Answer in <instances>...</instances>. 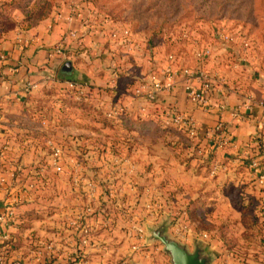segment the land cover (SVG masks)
I'll return each instance as SVG.
<instances>
[{
    "label": "rangeland",
    "instance_id": "rangeland-1",
    "mask_svg": "<svg viewBox=\"0 0 264 264\" xmlns=\"http://www.w3.org/2000/svg\"><path fill=\"white\" fill-rule=\"evenodd\" d=\"M72 1L74 0H0V10L2 9L0 32L15 25L16 28L26 30L29 25H36L43 16L51 18L64 6L67 8L68 3ZM82 2H86V10L89 12L83 15L87 16L86 20H91L89 24L94 23V27L97 26L98 32L91 35L90 44H86L85 47L90 53L88 52L81 60H87L85 63L95 65L96 69L84 73L89 81L87 84L81 82L86 85L83 95H80L79 90L69 87L68 82L60 80L42 85L43 87L34 93L35 101L32 107L35 108L34 114H44L43 119L48 121V129L44 130L46 133L37 130L41 134H34L35 136L31 137L39 143L49 139L61 144L67 158L78 160L79 178L74 177L71 170L61 175L56 173L50 165V153L46 147L43 148L44 151H31L32 158L34 155L36 160L38 158L42 160L46 168L44 176H36L35 173L40 167L38 162H33L28 164L31 166L23 173L26 181L32 180L38 185L37 198L26 205L28 209L30 208L29 212H32L31 216L36 218V222H28L34 225L33 228L41 230L32 231L36 234L33 238L39 239L41 233L42 236H47L50 242L60 238L59 235L71 239L75 235L73 222L82 213H78L79 210L86 212L90 207L92 213L87 220L92 224L93 231L91 246L87 248V257L83 264H172L163 244L149 241L152 231L159 226L166 228L169 237L180 241L173 234L175 225L172 211L166 209L171 208L172 204L169 202L168 205L165 198H173H170V188L164 182L169 184L171 182L164 179L165 181H159L160 183L141 185L135 183V177L133 180L122 178L123 173L114 167L109 158L134 155L132 152H124L125 154L120 152L119 145L123 142L128 144L126 148L129 145L133 146L131 150L136 144L140 146L143 142L148 156L156 153V150L159 151L158 148L156 150L153 148L152 143L169 147L172 140L164 133L172 132L174 129L161 121L163 105L145 102L146 108L144 106L139 108L131 102H134L136 91L149 79V75L154 72L162 74L167 67L166 58L170 54H176L190 66L196 62L195 52L207 46L206 44L213 45L220 51L225 50L224 52L227 51L230 53L227 55L231 56L233 50L220 44L215 38L217 30L224 27L244 32L251 41L253 54L263 57L258 53L264 50V0H82ZM107 20L118 27L130 30L133 40L131 47H118V51L111 49L112 46L105 37ZM103 26L105 28L101 33ZM1 35L0 39L4 36ZM260 63L263 67L264 59ZM62 90L66 93H62ZM64 94L67 99L62 98ZM38 95L41 96L40 99ZM115 105L127 110L119 120L108 117V113ZM3 110V113L9 114ZM21 110L22 108L15 109L18 114ZM21 116L13 121L20 122L15 124L17 127L24 129L35 126L37 129L34 120L33 123L21 121ZM57 116L62 118V121H58L62 127L59 131L54 128ZM153 117L158 122L159 127H155L159 128L158 134L155 135L151 130L143 134L128 131L130 128L134 129L138 121ZM9 121L12 122L11 119ZM144 122L146 124V121ZM107 146L110 147L107 149ZM172 150L177 157L181 156L179 149ZM13 155L14 153H10L7 157L12 159ZM147 168L146 165L145 169ZM14 172L18 173L10 171L5 165L0 166V176L5 174L9 176ZM107 175L112 176L114 182L110 183ZM193 182L188 184L190 189L197 186ZM176 186H178L175 187L176 190L180 188L188 190L182 185ZM141 190L145 194L143 197H137ZM111 191L114 192L112 198L109 197ZM150 195H153L152 199ZM150 203L152 207H148ZM166 205L168 207H165ZM223 217L225 218L223 221H227L231 215L224 214ZM41 218L43 222L40 221ZM217 220L219 219L217 217L215 219L214 216L190 215L194 230L198 231L200 228L207 230L213 234V239L217 237L216 228L220 227ZM231 224L233 223H226ZM139 228L142 229L141 232ZM253 236L254 233L251 231L244 234L249 242ZM202 242L199 243L203 244ZM69 247L67 250L71 253L77 249L73 247L71 251L72 246Z\"/></svg>",
    "mask_w": 264,
    "mask_h": 264
},
{
    "label": "crops",
    "instance_id": "crops-1",
    "mask_svg": "<svg viewBox=\"0 0 264 264\" xmlns=\"http://www.w3.org/2000/svg\"><path fill=\"white\" fill-rule=\"evenodd\" d=\"M57 13L31 29L23 30L17 27L0 41V48L9 54V60L0 64V103L2 110L9 113H3L4 122L1 125L3 129L2 142L9 146L8 155L0 157L1 167L5 165L8 169L13 170L22 162L29 168L31 165L28 164L39 161V158L37 161L34 155L32 158L31 151H44L46 140L39 143V141L31 139L35 136L34 134L46 133L44 130L48 129V121L43 119L45 118L44 114H34L35 108H32L34 107L33 101H35L34 93L40 90L42 85L56 83V80L87 84L89 80L84 73L96 69L95 65H87L85 63L87 60L82 61L81 59L86 57L88 52L90 53V50H85V47H87L86 44H90L91 35L98 32L97 26L94 27V23L83 25L80 21L68 24L57 20ZM73 30L77 31L80 38L78 41L71 37ZM63 42L65 57L51 56L54 48ZM224 51L215 48L207 64L208 71L215 76L219 89L213 102L216 110L212 114H204L201 109L192 105L180 83L172 94L162 98L163 105H174L180 111L194 116L198 121L202 131L200 137L197 138L199 139L197 146L186 147L184 150L179 149L181 155L178 154L179 157L173 153L172 149L174 148L164 147L157 143L152 144H154L153 148L155 150L158 148L159 151L156 150V153L150 154V156L145 151L142 141V144L140 146L136 144L133 150L130 149L133 148L131 145L126 148L128 144L125 142L119 145V149L121 153L132 152L134 154L124 155L125 157L130 156V160L136 166L134 175L127 178L128 180H133L135 177V183L141 185L154 184L165 181L164 179L171 182V185L164 182L170 189L163 186L171 191L173 197L170 194V198L174 199L176 196L174 200L165 198L167 204L170 205V202L173 206L166 208L172 211L171 213L184 208L192 217L202 214L206 217L214 216L215 219L216 217L219 219L217 225L220 227L216 228L217 237L215 239L211 232L200 228L195 231L211 235L208 240H203L204 243L194 237L187 238V241H179L191 252L197 245H200L205 255L211 258L210 264H264V184L260 182L257 172L252 171L248 165V158L254 150L255 138L264 117L259 108H255L252 119L237 113V107L247 103L248 98L253 97L256 101L262 98L264 66L261 67L262 63L260 62L264 59V50L258 53V55H263L260 58L250 49L245 58V65H239V60L235 56L236 52L241 51L239 48L234 49L231 58H229L230 55H227L228 52ZM68 62L72 65L71 78L61 79L60 73ZM29 83L38 85V89L28 91ZM39 97L41 96L38 95ZM128 102L130 103L129 99ZM131 103L139 108L144 106V103L136 98ZM144 107L146 108V106ZM18 108H22L19 114L15 111ZM19 115H22L21 121L33 123L34 120L37 129L35 126L24 129L17 127L18 125L15 124L20 122L13 121H16ZM10 119L12 122L9 121ZM152 119H155L154 123H157L155 117ZM54 121V128L59 131L62 127L58 121H62V118L57 116ZM220 123H223L227 128L229 142L219 148L216 145L217 141L207 137V131L215 130ZM134 133L143 134L145 131L139 130ZM166 135L168 136L170 133L167 132ZM169 139L177 141L179 138L173 134L169 136ZM179 146L182 147L181 144ZM108 147L110 146H107V149ZM10 153H14L11 156L12 159L7 157ZM145 154L147 155L145 156ZM150 163H152L151 166H149ZM145 164L150 170L145 169ZM24 175L18 178L23 179ZM9 176L7 174L0 176L8 180L6 190L0 191V212L3 211L5 205L12 203L19 188L17 184L20 180L11 177L12 174ZM191 181L197 185L194 189H190L188 186ZM177 184L188 188V190L181 188L176 190ZM235 187L241 188L243 202L240 207L235 206L228 195V190ZM143 194L145 193L141 190L137 197H143ZM35 198H37L36 193L32 199ZM179 200L180 202H178ZM26 205L29 203L21 202L17 207L18 222L8 232L10 242L2 243L0 240V264H48L52 260H55L54 264H74L72 259L70 260V252L67 250L71 246L68 236L59 235L60 238L54 242L48 241L47 236H42L41 233L39 239L33 238L34 235L36 237V234L32 231L39 230L41 232V230L33 228L34 225H30L28 222L27 218L28 216L32 217V212H29L30 208L28 209ZM241 207L243 211L252 212L257 217V221L243 224ZM224 214L231 215L229 220L223 221ZM23 219L25 226H22L21 220ZM226 223L233 224L226 225ZM248 231L254 233L251 242L244 237L245 232ZM1 233L0 229V237ZM71 251H73V247Z\"/></svg>",
    "mask_w": 264,
    "mask_h": 264
},
{
    "label": "built area",
    "instance_id": "built-area-1",
    "mask_svg": "<svg viewBox=\"0 0 264 264\" xmlns=\"http://www.w3.org/2000/svg\"><path fill=\"white\" fill-rule=\"evenodd\" d=\"M86 2L82 0H74L69 2L67 8L62 9L57 13V20L64 21L68 24H75L80 21L83 25H89V21L86 20L87 16L83 13L88 12L85 6ZM66 11V13H65ZM107 30L105 37L107 41L111 44V49L118 51V47L129 48L133 44L132 33L130 30L117 25L112 24L111 21H105ZM102 28V27H101ZM105 26H103L102 31H104ZM71 37L77 41L80 39L78 37L77 31L73 30L71 32ZM216 41L222 45L234 49L239 48L241 51L236 52L235 56L239 60V65L246 64V55L251 49V41L248 36L241 32L240 30H233L230 28L221 27L215 33ZM204 46L200 50H197L194 54L195 65L190 66L184 63L179 57L174 54H170L167 60V67L163 70L162 74L154 72L149 75V79L144 82L143 85L136 91V98L141 100L143 103L148 102L149 104L163 105L162 98L165 95L172 94L177 85L180 83L186 93L188 101L194 105L196 108L201 109L204 114H212L216 108L213 104L214 98L219 93L217 87L215 76L208 71L207 64L215 50L213 45ZM51 56H57L59 58L65 57V45L64 42L60 43L54 48ZM9 60V54L4 52L0 48V64H4ZM71 88H78L80 95H83V91L86 87L85 84L81 82H68ZM28 91H36L38 85L29 83L27 86ZM249 101L244 105L237 107V113L241 115H246L248 118H254L255 108H259L264 117V85L262 87V98L256 101L253 97L248 98ZM146 104V103H145ZM126 108L123 109L120 105H115V108L108 113L110 119L119 120L120 117L125 113ZM162 119L169 126L176 128L183 133L187 134L188 138L193 140L197 139L201 135L202 128L194 116L186 114L180 111L174 105H163L162 109ZM2 117L3 112L0 103V157L3 158L9 153V146L4 145L2 142ZM207 137L211 138L213 141H217L216 145L220 148L229 142V136L227 128L223 123L217 125L215 130L207 131ZM45 147L48 153H50V165L52 169L58 174H64L71 170V174L74 177L79 178V168L80 164L75 158H67L66 153L61 144L53 142L52 140L45 141ZM109 157H111L109 155ZM108 159V157H107ZM111 163L113 162L114 167L123 173L122 178H130L134 175L136 171V166L130 160L129 157L120 156L109 158ZM249 168L252 171L257 172L259 175L260 182L264 184V120L260 123L259 132L255 138L254 150L248 158ZM39 171L35 173L36 176H44L46 171L42 160L38 161ZM108 167V163H107ZM17 169V170H16ZM28 167L22 162L19 163L17 168H13L14 171L18 173H13L11 177L14 179L21 177L23 173L27 172ZM12 169L10 168V171ZM21 172V173H19ZM109 177V182H114L112 176ZM35 179V178H34ZM19 187L17 189V195L13 199L10 205H5L3 211L0 212V229L2 230L0 240L2 243L10 242V234L8 233L10 229L14 228L17 224V207L21 202H30L32 197L37 192L38 185L31 181H26L25 178L20 179ZM22 183V184H21ZM8 187V180L4 177H0V191L6 190ZM16 187V188H17ZM93 187V186H92ZM15 188V189H16ZM114 192H110L109 197H114ZM124 195L122 191L121 196ZM153 195H150L152 199ZM108 197V198H109ZM148 207H152V204H148ZM82 212V213H80ZM80 215L77 220L73 222L75 227V235L70 240L71 246L77 248L74 252H70V260L72 259L74 264H83L85 258L87 257V248L91 246V233L93 231L92 224L87 220L92 213V209L88 207L86 212L80 211ZM175 227L173 228V234L181 241H187V238L194 237L196 240H206L209 239V234L202 232L196 233L193 224L190 221V215L188 210L184 208L178 209V211L172 213ZM140 232L142 229H138ZM136 249V248H135Z\"/></svg>",
    "mask_w": 264,
    "mask_h": 264
},
{
    "label": "trees",
    "instance_id": "trees-1",
    "mask_svg": "<svg viewBox=\"0 0 264 264\" xmlns=\"http://www.w3.org/2000/svg\"><path fill=\"white\" fill-rule=\"evenodd\" d=\"M47 8V7H46ZM0 11H2V9L0 10ZM50 16H48V17H45L44 18V16H43V18L41 19V20H39L38 21V23L36 24V25H38L40 22H42V21H44V20H46V19H48ZM26 19H28V18H26ZM28 20H30V19H28ZM15 24V23H14ZM36 25H34V26H32V25H29V27H27L26 29H31V28H33V27H35ZM16 29V25L15 26H13V27H11V28H7V29H5V30H2L3 32L1 33L0 32V35L1 36H6L9 32H11V31H13V30H15ZM4 36H3V38H4ZM2 38V39H3ZM2 39H0V41L2 40ZM229 54V53H228ZM174 55H176V54H174ZM177 56V55H176ZM229 58H231V56H229ZM167 60H168V57L166 58ZM184 63H186L185 61L186 60H183L182 58H180ZM167 60H166V62H167ZM229 60V59H228ZM195 65V64H194ZM193 65V66H194ZM153 74V73H152ZM61 79H65V78H63V77H61ZM60 82H65V80H63V81H60ZM76 91H78V88H76L75 89ZM62 93H66V91H64V90H62ZM62 98H65V99H67V97L65 96V94L64 95H62ZM144 121H146V124H145V122ZM144 121H138L137 123H136V126L134 127V129H131L130 127V129H128V131H131V132H137V131H139V130H141V131H147V130H151L152 132H154V133H158V131H159V128H155V127H159V126H157L158 125V122L157 123H154V120L152 119V118H150V119H148V120H144ZM162 122H164L163 121V119L161 120ZM171 129H174V131H169V133H170V135H168V136H172L173 135V133L175 134V135H177L178 136V140L177 141H175L174 140V142H173V140L171 141V143H170V147L171 148H174V149H183L184 150V148H186V147H190V148H192V147H194V146H197L198 145V142H199V139H193V140H191V139H189L188 138V136H187V134H185V133H183L182 131H180V130H178V129H176V128H173V127H171ZM168 131H165V133L164 134H166ZM169 138V137H168ZM176 142V143H175ZM179 144H181V148H180V146H179ZM196 149V148H195ZM229 192V196L231 197V201L233 202V204L235 205V206H237V207H240V205L242 204V202H243V200H242V197H241V188H237V187H235V188H230L229 190H228ZM241 210L243 211V209H242V207H241ZM28 221H33V222H35L36 221V218H33V217H30V216H28ZM42 219V218H41ZM242 223L243 224H248L250 221L251 222H255V221H257V217L251 212L250 213V211L248 212V211H243V213H242ZM21 222H22V226H25V224H23L24 223V219L23 220H21ZM260 231V230H259ZM55 263V260H52V262L50 261L48 264H54Z\"/></svg>",
    "mask_w": 264,
    "mask_h": 264
},
{
    "label": "water",
    "instance_id": "water-1",
    "mask_svg": "<svg viewBox=\"0 0 264 264\" xmlns=\"http://www.w3.org/2000/svg\"><path fill=\"white\" fill-rule=\"evenodd\" d=\"M72 65L70 62L66 63L63 67L60 76L70 79ZM166 228L159 226L155 228L149 241H158L163 244L165 252L171 257L172 264H210L211 258L205 255L204 250L200 245L195 247V250L191 252L187 246L183 245L176 239L168 236ZM150 243V242H149Z\"/></svg>",
    "mask_w": 264,
    "mask_h": 264
}]
</instances>
